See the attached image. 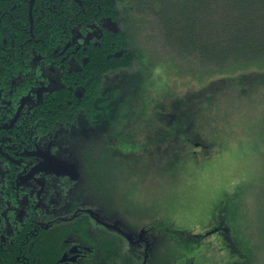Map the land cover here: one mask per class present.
Returning <instances> with one entry per match:
<instances>
[{
	"label": "rangeland",
	"instance_id": "1",
	"mask_svg": "<svg viewBox=\"0 0 264 264\" xmlns=\"http://www.w3.org/2000/svg\"><path fill=\"white\" fill-rule=\"evenodd\" d=\"M136 1L144 8L140 3L144 0ZM132 7L118 24L155 66L150 70L140 62L116 76L110 73V88L100 103L98 114L116 112L118 118L116 125L106 123L104 136L96 138L116 156L109 166L104 157L103 176L108 188L115 184L116 208L120 206L135 225L162 216L159 223L168 226L169 248L175 252L181 239L198 243L193 251L197 264H264V83H249L256 88L248 85L252 90L244 91L243 99L232 96L233 102L219 100L198 110L193 104L201 105L208 92L228 95L238 92L240 83H207L220 73L204 71L207 68L202 70L196 60L178 55L165 43L158 18L147 9ZM132 73L150 75L144 83H127ZM207 85H212L210 90ZM185 95L195 96L186 103ZM111 129L113 135L105 137ZM61 132L41 138V143L65 144L74 134L65 128ZM187 135L191 142H185ZM83 140L82 144L96 142ZM68 144L70 150L81 146ZM98 170L89 181L97 188ZM223 224L230 231L208 234Z\"/></svg>",
	"mask_w": 264,
	"mask_h": 264
},
{
	"label": "trees",
	"instance_id": "2",
	"mask_svg": "<svg viewBox=\"0 0 264 264\" xmlns=\"http://www.w3.org/2000/svg\"><path fill=\"white\" fill-rule=\"evenodd\" d=\"M103 1L107 4L104 5ZM130 1L37 0L32 28L28 10L29 0H0V113L11 116L13 114L11 110L17 109L13 106L14 102H18L17 96L20 94L30 95L32 99L35 95L33 83H51V86L46 85L42 88L40 99L37 98L35 104L31 99L28 101L29 111L23 110L20 114L17 126H21L18 128L22 130V137L26 139L31 137L33 132L30 128L39 122L35 134L40 138L51 135L61 136L64 133L61 130L65 128L74 131L73 135L67 136L65 144L69 142L81 144L77 147L80 151L84 149V145H90L82 144L86 143L83 138L96 141L98 137L96 132L102 131V128L95 129V125L89 124V121L93 122L96 119L95 122H98L97 118L107 119L109 116L107 113L98 114L104 93L107 92L104 84L110 83L108 75L115 69L131 70L140 62L150 67V70L155 66L149 65L145 58L146 54L137 42L118 24L125 20L121 19L122 4L124 7L128 4L126 16H129L132 6L138 9L134 2L129 5ZM140 3L144 4L143 9L150 10L158 18L165 43L174 52L189 61L196 60L202 70L207 68L204 71L211 69L214 73H220L211 77L207 83H222V85L225 83L231 86L240 83L238 92L228 95L217 91L208 92V98L203 100L201 105L193 104V107L196 106L198 110L204 111L211 102V107L219 100L220 103L233 102L232 96L238 101L237 98L243 99L246 96L244 91L252 90L249 83H264V0H144ZM110 5L117 6L119 11L110 9ZM101 16L116 21L115 26L111 27L107 22H103L102 25L96 24ZM66 24H70V28L64 30ZM75 25L81 26L80 31L91 27L98 35L83 36L92 37V43L88 44L89 50L83 52V57L85 55L88 58L87 61L77 56L79 66L73 70H69L67 66L62 67L61 62H56V66L60 69L51 72L48 67L54 57L64 49L70 38L71 27ZM88 33L86 35L91 34L90 31ZM58 71L56 81L68 83L63 87L53 85L56 83L53 77L55 78ZM146 76L149 75L146 73L143 77L132 73L127 83H144ZM115 79L112 78L114 81ZM69 83L80 84L74 86L75 90H72L69 89ZM212 85H207L206 89L210 90ZM251 87L254 90L256 88ZM6 94L9 95V100H5ZM214 94L218 95L219 99H213ZM194 96L185 95V99L188 100L186 103L193 101ZM32 112L36 115L34 116ZM113 113H115L114 120L111 115L104 126L106 123H114V125L118 123L116 112ZM185 119H189V116H185ZM114 130L111 129L105 136L112 135ZM191 135L184 138L185 142L192 141ZM259 135L262 140L263 133ZM14 140L17 141L18 138L14 137ZM25 142L27 143L28 140ZM106 152L109 153L107 150ZM82 159L79 157V165ZM108 183L104 177L103 185L106 191L107 189L109 191L106 192L103 202L104 208H109L113 213L117 203L114 202L115 195L112 190L115 184H109L112 185L110 189ZM101 187L99 184L98 188ZM76 188L86 190L90 196L89 200L97 202L98 188L95 183H80ZM221 226L212 230L215 233L230 231L224 224ZM196 244L198 243L180 240V245L184 246L182 248L191 252L195 250ZM114 251V244L107 249L109 254H113ZM176 251L173 252L175 255ZM123 262L108 264L130 263Z\"/></svg>",
	"mask_w": 264,
	"mask_h": 264
},
{
	"label": "flooded vegetation",
	"instance_id": "3",
	"mask_svg": "<svg viewBox=\"0 0 264 264\" xmlns=\"http://www.w3.org/2000/svg\"><path fill=\"white\" fill-rule=\"evenodd\" d=\"M133 2L141 10L143 5H139L136 0H131L129 5ZM36 4L37 0H29L32 28ZM121 7V19H124L127 5L124 7L122 4ZM110 9L119 11L117 6L110 5ZM147 11L150 12L148 9ZM99 19L96 24L107 22L111 27L116 24L109 17L101 16ZM69 28L70 24H66L63 29ZM80 28L79 25L71 27L67 44L48 67L51 72L60 69L56 62L73 70L79 66L77 56L87 61L83 52L89 50L88 44L92 43V37L83 36L98 35L91 27L90 35H86L89 33L84 30L80 31ZM118 71L121 69L113 70V76ZM58 73L59 71L55 78L50 77L56 82L53 83L54 87H63L68 83H58ZM79 84L69 83V89L73 90ZM46 85L51 86V83H33L35 95L32 99L30 95L20 94L17 96L18 102H14L13 106L17 109L11 110V116L0 113V264H108L122 261L130 262L129 264H197L193 251L185 250L180 243L176 255L169 248L165 235L169 232L168 226L164 227L162 222L159 223L162 216L150 223L135 225L131 222L130 215L121 212L120 206L113 213L107 212V208H104L106 192L103 188H98L95 203L89 200L87 191L76 188L80 183H89L90 176L96 174L98 169L100 184L103 186L104 157L107 166L116 157L111 149L107 153L103 146L94 143L84 145L81 153L78 149L70 150L71 144H56L53 141L42 144L40 136L35 134L39 122L30 128L33 132L31 137L26 139L21 136L22 130L18 128L21 126H17L20 115L13 124L12 122L19 109L20 114L23 110L29 111L28 101L31 99L35 104ZM104 86L108 91L110 84L105 83ZM6 99H10L8 94L5 95ZM107 114L112 115L114 120L115 113ZM97 119L98 122L95 119L93 122L89 121V124L95 125L98 130L102 128V131L96 132L98 141L104 136V124L108 119ZM28 125L30 127L29 123ZM30 129L28 128V133L31 132ZM14 137L18 140L15 141ZM78 157L83 158L81 165ZM46 158L52 159L55 165L65 164L75 168V172L57 173L48 169L32 173ZM125 215L128 217L126 220L122 218ZM173 241L174 239H170V246ZM113 244L115 251L109 254L107 249ZM227 264L247 263L243 261Z\"/></svg>",
	"mask_w": 264,
	"mask_h": 264
},
{
	"label": "water",
	"instance_id": "4",
	"mask_svg": "<svg viewBox=\"0 0 264 264\" xmlns=\"http://www.w3.org/2000/svg\"><path fill=\"white\" fill-rule=\"evenodd\" d=\"M20 112H21V109L18 110L17 116L14 119V121L12 122V124L18 118V116L20 115ZM48 169L53 170L54 172H57V173L75 172V168H70L69 166H67L65 164L55 165V163L52 161V159L50 160V159L46 158V161L42 162L40 165H37V167L33 170L32 173L37 172V171H41V170H48Z\"/></svg>",
	"mask_w": 264,
	"mask_h": 264
}]
</instances>
